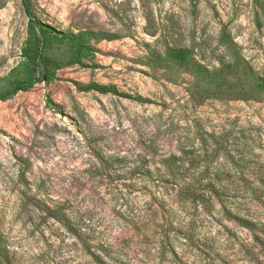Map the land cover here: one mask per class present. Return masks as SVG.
Masks as SVG:
<instances>
[{
    "label": "rangeland",
    "instance_id": "obj_1",
    "mask_svg": "<svg viewBox=\"0 0 264 264\" xmlns=\"http://www.w3.org/2000/svg\"><path fill=\"white\" fill-rule=\"evenodd\" d=\"M30 1L58 31L119 37L74 64L50 42L59 79L0 101V264H264V197L243 199L251 231L173 185L264 181V0ZM28 22L21 0H0V88L31 74ZM179 48L211 77L169 59ZM93 81L148 101L77 89Z\"/></svg>",
    "mask_w": 264,
    "mask_h": 264
},
{
    "label": "trees",
    "instance_id": "obj_2",
    "mask_svg": "<svg viewBox=\"0 0 264 264\" xmlns=\"http://www.w3.org/2000/svg\"><path fill=\"white\" fill-rule=\"evenodd\" d=\"M24 10L29 17L27 28V39L23 46V57L27 60L31 68V74L24 78L11 81L9 87L0 88V101H6L13 98L19 92L28 91L36 84L44 82L46 87L53 81L59 79L57 74L58 69L62 67V63L55 58L46 56L44 53L45 47L52 41L67 42L72 52L68 63H81L83 57L93 54L98 49L91 43L96 39L112 40L118 38V34H107L104 32L86 31L82 30L77 33L71 31H58L53 26L40 20L33 11V6L30 0H21ZM168 58L176 63L191 67L194 66L196 70L203 73L204 77H211V75L202 68L201 65L195 64L191 60V52L188 49H170L167 52ZM223 72V70H220ZM221 72V73H222ZM258 87L264 89V78H256ZM79 91H98L100 93H112L119 96H124L138 100L140 102L148 101L142 96H131L130 94L121 92L115 85L101 84L97 82L79 83L76 82ZM45 104L54 112H59V106L54 102L49 91L45 93ZM101 164H104L102 156H97ZM180 157L175 154L166 158H162L161 163L171 172L176 167L177 161ZM183 163V162H182ZM183 181L174 182V188L178 194L185 198L191 199L202 204V206H209L214 208L219 205L226 217L231 220L238 221L243 227L251 231H256L258 228L257 223L247 216H241L240 212L243 210L242 205L247 204L243 199L249 201H259L264 197V181H248L246 179L231 180L225 177L213 178H199L198 180H191L188 178L182 179ZM245 203V204H243ZM49 215L60 221L74 236L80 237L76 230V226L72 223L66 212L59 207L55 206L49 209ZM237 213V214H235ZM185 238L189 236L185 235ZM8 249L0 234V258L1 262L7 261ZM94 259L99 261L97 255L93 254Z\"/></svg>",
    "mask_w": 264,
    "mask_h": 264
}]
</instances>
